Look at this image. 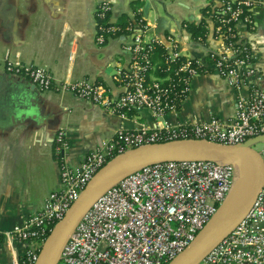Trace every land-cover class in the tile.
Returning <instances> with one entry per match:
<instances>
[{"label":"built area","instance_id":"built-area-1","mask_svg":"<svg viewBox=\"0 0 264 264\" xmlns=\"http://www.w3.org/2000/svg\"><path fill=\"white\" fill-rule=\"evenodd\" d=\"M264 0H224L227 16L215 27L224 40L221 49L209 50L206 58L185 53L180 41L169 33H150L151 23L138 10L125 25L131 38L125 65L114 72L123 89L111 96L106 86L91 78L55 82L50 70L34 62L6 59L4 70L30 80L41 89L68 88L102 104L112 112L148 108L163 118L178 108L191 88L194 75L213 66L227 81L238 86L254 72L251 48L236 58L237 47L227 41L234 36L231 24L242 21L252 26L250 13ZM111 0H100L96 14V39L104 42L120 27L111 22ZM124 33V32H123ZM237 42L245 43L241 34ZM164 48V57L154 53V44ZM116 62L119 64L120 57ZM158 58V59H157ZM160 74L150 78L151 70ZM166 81V83H164ZM64 131L58 138L64 144ZM264 135V87L253 86L248 96L238 95L229 121L207 120L170 123L162 119L156 128L119 125L104 143L87 151L76 165L60 162L59 186L46 195L42 206L8 230L4 237L23 244L20 256L9 264H34L52 226L62 218L92 175L112 156L141 144L177 138H203L236 144ZM264 161V145L258 150ZM235 162L204 157L166 159L130 169L103 188L84 209L55 264H166L180 252L224 206L228 194L241 182ZM192 264H264V177L244 218L218 243Z\"/></svg>","mask_w":264,"mask_h":264},{"label":"crops","instance_id":"crops-1","mask_svg":"<svg viewBox=\"0 0 264 264\" xmlns=\"http://www.w3.org/2000/svg\"><path fill=\"white\" fill-rule=\"evenodd\" d=\"M111 22L130 18L144 0H111ZM173 0H169L172 2ZM224 0H177L178 16L157 15L150 33H171L184 52L206 58L209 50L221 49L224 40L216 34L214 6ZM100 0H0V229L8 230L38 210L48 194L59 186L60 162H80L90 149L106 142L119 125L151 129L166 119L170 123L207 120L226 122L234 114L238 95L248 96L252 87H264V1L252 7V26L240 23L242 40L253 54L254 72L235 86L209 66L194 75L191 88L178 108L163 118L140 108L125 115L82 97L68 88L41 89L30 80L4 70L6 59L34 62L47 67L54 81L91 78L116 96L123 87L114 77L125 65L129 52L124 45L131 34L112 31L104 42L96 39L95 10ZM211 7H206V5ZM187 21L202 22L204 37H195ZM120 57L119 64L116 62ZM158 59V58H157ZM157 74L151 70L150 78ZM63 130L64 144L58 138ZM23 244L0 240V264L20 256Z\"/></svg>","mask_w":264,"mask_h":264},{"label":"water","instance_id":"water-1","mask_svg":"<svg viewBox=\"0 0 264 264\" xmlns=\"http://www.w3.org/2000/svg\"><path fill=\"white\" fill-rule=\"evenodd\" d=\"M150 0H144L142 10L147 13ZM264 135L236 144H223L203 138H177L155 141L129 148L109 158L88 180L78 197L47 234L34 264H55L58 254L76 225L81 213L92 199L107 185L130 169L146 163L166 159L204 157L235 162L242 177L241 198L229 213L211 219L196 236L166 264H192L225 237L246 215L263 183L264 161L254 147ZM224 207V206H223ZM222 208V207H221Z\"/></svg>","mask_w":264,"mask_h":264},{"label":"trees","instance_id":"trees-1","mask_svg":"<svg viewBox=\"0 0 264 264\" xmlns=\"http://www.w3.org/2000/svg\"><path fill=\"white\" fill-rule=\"evenodd\" d=\"M136 0H131V4H135ZM223 4V3H222ZM222 4L219 5V6H214V10H213V17H214V20H215V24H220L221 23V19L222 17H225L227 16L226 14H224L221 10V7H222ZM209 8L211 7V5H206L205 8ZM252 10L249 9V8H244L243 10V13H250V15L252 14L251 13ZM137 13V12H136ZM252 16V15H251ZM128 19L129 18H126L125 20H122V21H116V22H113L115 23L116 25H118L120 28L118 31L120 32H127V29L125 28V25L126 23L128 22ZM186 23V28L190 31V33L195 36V37H204L205 35V32H206V28L205 26L202 24V22H194V21H187L185 22ZM240 23H243V24H246L248 26H250V24H248L247 22H242V21H239V22H236V23H233V21L230 22L231 24V31L235 32L234 36H228L226 38L227 41L231 42V44L233 46H236L238 49H237V54H236V58H239V57H243L245 55V53L249 52V44L248 42L245 40V43L243 42H237L235 39V37L240 34ZM112 33V32H111ZM154 47V53H155V56L158 57L159 59L163 58L164 57V48L162 45L158 44V43H155L153 45ZM252 56H247V59L248 60H252ZM155 73L158 75L160 74L161 72L159 71V69H155ZM166 83V81L164 82Z\"/></svg>","mask_w":264,"mask_h":264},{"label":"rangeland","instance_id":"rangeland-1","mask_svg":"<svg viewBox=\"0 0 264 264\" xmlns=\"http://www.w3.org/2000/svg\"><path fill=\"white\" fill-rule=\"evenodd\" d=\"M122 1H123V4L126 6V8L130 9L129 8L130 0H122ZM151 2H152V5L149 9V14L147 16V19L153 21L157 15L169 16L173 14L174 16H178L176 12V8H175V6L178 4L177 0H173L172 2H169V0H151ZM263 145H264L263 140H258L254 143V147L257 150H260ZM241 194H242V189L239 183H236L231 193L228 194V197L226 198V201L224 203V207H222L215 214L213 219H220L226 216L229 213L230 207H234L238 203V201L241 198Z\"/></svg>","mask_w":264,"mask_h":264}]
</instances>
